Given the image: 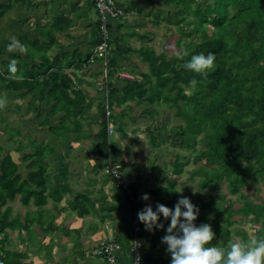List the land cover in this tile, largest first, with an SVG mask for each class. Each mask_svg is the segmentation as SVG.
Returning a JSON list of instances; mask_svg holds the SVG:
<instances>
[{
	"label": "trees",
	"instance_id": "trees-1",
	"mask_svg": "<svg viewBox=\"0 0 264 264\" xmlns=\"http://www.w3.org/2000/svg\"><path fill=\"white\" fill-rule=\"evenodd\" d=\"M16 1L18 0L7 3L0 1V18ZM158 1L172 6L173 10L166 13L160 9L158 14L152 12L149 15L154 16V22L158 25L161 24V19L176 25L179 34L178 53L181 49L188 53L183 59L178 53H167L166 48L158 52L153 42L147 44L146 39L152 41L150 31L146 34L132 32L110 40L108 91L101 89V96L98 98L88 99V93L83 88V83L87 82L86 74L80 72L71 76L70 71L61 69L58 59L64 54L55 56L53 61L49 58L48 62L42 60L41 68L20 81V85H16V80L7 79V88L16 90L26 87V95L33 94L32 105L40 112L39 103L48 91L49 100L56 102L53 112H64L57 127L48 124L50 132L58 136L66 133H77L83 137L93 135L94 131L88 133L80 118L88 114L93 104H96L97 130L91 150L100 156L101 167L110 162L118 165L120 171L122 165L119 164V140L127 137L126 127L133 120L129 113L136 107H142L144 116L153 121L152 125L145 127L150 133L153 150L168 139L180 149L162 165L168 170L163 175L166 185L158 186L153 191L161 203L174 208L178 199L183 196L177 189L179 177L192 165L191 171L189 170L191 177L199 176L202 188L210 191L206 195L199 193L198 200H191L199 208L195 224L211 225L215 233L213 244L221 240L223 246H227L230 241L238 238L243 241L252 239L248 231L238 225L240 220L237 216L242 215L250 224L260 226L253 238L264 236V198L255 200L243 191L248 185H258L264 181V0ZM192 24H195L194 29H187ZM208 24L213 26L211 32L208 31ZM97 25L99 29L100 21ZM137 35L144 42L136 49L142 62L134 61L130 65L131 72L136 74L134 79H123L119 74L121 67L119 60L113 55V49L119 50L121 59L129 60L127 54L135 49L127 44L126 39ZM195 36L198 41L193 40ZM40 52H44V49H40ZM209 52L215 53L216 60L215 70L207 77L183 67L192 55ZM92 54L90 52L80 57V60L69 61V66L74 64L75 70H84ZM115 77L122 82L121 87L116 86ZM192 79L198 81L194 87L189 83ZM107 101L110 107L128 109L119 114L123 118L122 123L114 121L119 133L117 139L108 136ZM161 111L164 114L169 112L167 120H170L172 113L180 121L168 129L165 121L162 129L174 135H164L167 138L158 140L152 127ZM1 122L5 124L3 130L9 135V139L16 142V137L21 132L6 123L4 118H1ZM26 145L32 148L24 157L28 161L26 174L19 171V164L12 153L8 152L3 156L0 147V264H34L33 260L28 259L37 252L36 248L44 246L30 225L36 217L31 219L28 214L26 222H22L19 216L13 214L11 202L17 198L24 206H30L33 202L43 219L38 223L44 233H47L53 226L55 216L51 218L44 215L45 205L51 197L62 199L63 194L60 192L67 190L62 181L54 184L52 175L47 171V158L52 153V146L32 138ZM26 145L22 143L21 148ZM152 169L155 170L156 166ZM223 184H226L231 195H240L237 199L241 205L236 206L232 199L225 205L228 193L221 192ZM117 185L120 193L119 198L116 197L118 205L112 206L120 210L129 206L133 213L137 211L142 197L138 184L132 182L130 186L117 181ZM130 191L134 193L132 198ZM83 196L77 197L72 208L77 210L78 204L84 205ZM253 202L258 211L253 209ZM79 213L85 214L83 211ZM251 215H254V220L250 219ZM132 216L131 214V219L123 222V228L116 238L122 249H131L133 245ZM17 230L19 242L29 241L23 246L17 245L16 236H13ZM47 248H50L49 245ZM47 256L54 260L51 249H48Z\"/></svg>",
	"mask_w": 264,
	"mask_h": 264
},
{
	"label": "crops",
	"instance_id": "crops-1",
	"mask_svg": "<svg viewBox=\"0 0 264 264\" xmlns=\"http://www.w3.org/2000/svg\"><path fill=\"white\" fill-rule=\"evenodd\" d=\"M0 1L7 3L10 0ZM116 2L125 10V15L112 21V38H119L132 32L146 34L150 31L152 41L146 39L145 42L147 44L153 42L155 45L157 40L153 39L155 36L153 30L160 27L161 24L158 25L157 22H154V16L149 14L152 12L158 14L160 9L164 11V6H160V4H165L158 0H116ZM154 7L156 8L154 9ZM168 7H171L168 11L173 10L172 6ZM98 21L94 0H18L0 18V98L7 99V106L0 110V115L6 123L21 132V135L16 137V142H13L3 128L1 129L0 140L6 138V143L9 144L7 146L5 143L0 144L3 156L8 152L12 153L10 143H16V161L19 164V171L26 174L28 161H25L24 157L32 151V148L26 145L30 139H37L39 142L51 145L53 150L47 158V171L52 175L54 184L62 181V184L67 187L66 191L60 192L63 194L62 199L56 200L51 197L45 205L44 215L51 216V218L55 216L53 226L47 233H44L38 223L43 219L40 216V210H37V206L33 202L30 206H26L25 213L16 212V216H19L24 223L28 214L31 219L36 217L34 222H30V225L44 246L40 249L36 248L37 252H34L28 259L33 260L34 264H106L105 259L98 255L96 250L103 243L116 240L123 228V222L128 218L131 219L133 213L132 207L129 206H125L121 210L112 206L113 204L118 205L116 198L120 194L118 185L108 173L104 172L105 167L99 165L100 156L95 155L91 150L97 130L98 109L96 104H93L89 113L84 115V128L88 133H91V130L94 131L93 135L83 137L78 136L77 133H66L58 136L50 132L48 124L57 127L61 123L64 112H53L56 102L49 100L48 91L41 103L39 100H35L40 104V112L35 110V106L32 105L33 94L26 95V87L16 88V90L7 88L10 60L18 61V75H22L23 79L16 80V85H20L22 83L20 81L41 68L42 60L48 62L47 58H49L50 61H53L55 56L64 54L61 59H58L61 62V69L70 71L71 76L78 75L80 72L86 74L87 82L84 81L83 88L88 93V99L101 96L102 90L100 89V95H96L97 86L94 87L98 75L101 76L99 62H93L81 71L75 70L74 64L69 66V61L80 60V57L93 52L99 43L101 37ZM12 36L17 37L21 43H25L28 49L26 53H9L6 50V46L10 42L9 38ZM126 41L130 47L133 46L135 49L127 54L130 59L128 58L127 61L121 59L120 52L116 48L113 49V55L119 60L120 71L126 68L132 73L130 68L132 62H142L136 49L144 42L139 35L131 36ZM40 49H44V52H40ZM114 79L115 84L119 83L120 86L119 84L118 86L121 87L120 79L116 77ZM127 111L128 109H124L122 113ZM129 115L132 117V112ZM14 116H16V121L13 120ZM0 124L2 127L5 126L1 119ZM32 125L43 128L45 136L41 138L34 135L30 129ZM18 138L19 140H17ZM22 143L26 146L21 148ZM12 155L14 156L13 153ZM141 195L143 194L141 193ZM78 196H83L85 201H83V206L79 202V208L76 210L72 208V205ZM16 201L22 204L19 198ZM157 203H161V201L155 196L154 201L145 202L143 206L140 204L139 209L141 211L146 204H151L155 210ZM86 204L87 206H85ZM80 211L85 214H80ZM160 222L165 225V230L148 231L145 230L143 224L140 234L144 245L143 264H170L171 256L166 251L167 245L161 243V238L166 234L170 220H164L161 215ZM17 236L18 230L16 231L17 245L23 246L24 243L29 242H19ZM48 245L50 248H47ZM48 249H51L54 260L48 258ZM119 258L123 264H131L130 249L121 248Z\"/></svg>",
	"mask_w": 264,
	"mask_h": 264
},
{
	"label": "rangeland",
	"instance_id": "rangeland-1",
	"mask_svg": "<svg viewBox=\"0 0 264 264\" xmlns=\"http://www.w3.org/2000/svg\"><path fill=\"white\" fill-rule=\"evenodd\" d=\"M160 6H164V11L168 13V9L171 7H168L166 5L160 4ZM156 7H154L155 9ZM153 9V10H154ZM168 25V26H167ZM195 24L189 25L187 29H194ZM4 27V24H2ZM208 31L211 32L213 29L212 25H207ZM153 33H155L154 39L157 40L156 42V49L158 52L162 51L164 48H166L168 51L167 53H170L172 55H175L178 53L179 47L177 46V41L179 39V34L176 30V25L174 23H168L165 20L161 21V25L158 28H154ZM157 29V30H156ZM194 41H198L199 39L195 36L193 39ZM87 68V67H86ZM89 71V70H88ZM133 74V73H131ZM134 75V74H133ZM98 82V84H97ZM101 76L98 75L95 86H97L96 95H100L101 90L103 89L101 84ZM119 84V83H118ZM118 84L116 86H118ZM120 86V84H119ZM95 93V92H94ZM141 106V105H140ZM164 107V106H163ZM163 107H161L163 109ZM110 115L112 117V120L116 121L117 123H122L123 118H120V115L124 109H121L119 107H111ZM166 108V107H164ZM171 114L170 120H167V115H169V112L164 114V111H161L159 115H157L156 119L154 120V125L152 127L153 132L156 134L158 140H162L164 137L172 136L174 134H170L167 131H164L162 129L163 123L167 122V129L172 127L175 123H178L180 120H177L173 117V114ZM14 115V114H13ZM143 108H134L132 110V121L128 123L127 125V137L123 138L121 141V151H120V159L119 164L121 168V181L125 184H132V182H137L140 189L139 192L142 194H148L150 199L148 201L141 200V205L143 206L145 202L149 203L150 200H155V195L153 194V191L156 187L161 185H166V182L163 179V175L165 173H168V170L162 167V165L170 159H172L173 155L176 151H180V149L173 145L171 140H165L163 141L160 146L153 150V145L151 143V136L148 131L145 130L146 126L152 125L153 121H150L149 118L144 116ZM2 115H0L1 119ZM13 119L16 121V116ZM81 121L84 123V116H81ZM5 120V119H4ZM2 125L0 124V133L2 129ZM34 135L39 136L43 138L45 136V131L43 128L39 126L32 125L30 128ZM118 131L115 129L113 132V135L111 136L112 139L118 138ZM166 135V136H164ZM7 137V136H6ZM166 137V138H167ZM5 143L6 146L9 145L6 143V138L4 140H0V144ZM10 148L12 149V153L14 154L16 158V143L11 142ZM184 153L186 152L183 151ZM55 165V163H54ZM156 166V169L153 170L152 167ZM190 169H192V165L187 167V170L179 177V182L177 185V189L182 193L184 197L190 198V200H198L197 195L199 193L207 194L210 193L207 189L202 188V183L200 182V177L195 176L191 177L190 175ZM106 168L104 172H106ZM190 170V171H189ZM165 171V172H164ZM112 176L111 172H109ZM109 175V176H110ZM112 179V178H111ZM113 180L117 183V179L113 176ZM131 186V185H130ZM244 192L248 193L251 197H253L255 200L259 198H264V181H261L258 185L251 184L243 188ZM228 193L227 200L225 199V205L229 203V199H232L236 202V206L241 205V202H238L239 199H237L240 195H231L229 192V189L227 188L226 184H223L221 192ZM218 193V191H216ZM134 194V193H133ZM253 202L252 206L255 211H258V207L254 205ZM11 207L13 208V214H16V212L25 213L26 206L20 204L18 201L11 202ZM140 209L137 210L139 212ZM133 215V213H132ZM238 220H240V223L238 224L239 227L242 229H246L250 235L251 238L255 237L257 235L258 231L260 230V226L258 224H250V222L242 215L237 216ZM251 220H254V215L250 216ZM13 236H16V232L13 233ZM238 240H243L242 238H238ZM219 244L223 245V242L221 240L218 241Z\"/></svg>",
	"mask_w": 264,
	"mask_h": 264
},
{
	"label": "clouds",
	"instance_id": "clouds-1",
	"mask_svg": "<svg viewBox=\"0 0 264 264\" xmlns=\"http://www.w3.org/2000/svg\"><path fill=\"white\" fill-rule=\"evenodd\" d=\"M6 46L9 53L27 52V46L12 36ZM187 51L181 49L178 56L183 59ZM215 53H199L191 56L183 67L191 72L207 77L215 70ZM18 61L12 59L8 64L9 78L22 80L23 76L18 75ZM191 86H196L198 81H189ZM7 99L0 98V110L6 108ZM142 200L150 199L148 194L142 195ZM161 215L164 220H170L166 228V234L161 238V243L167 245V253L171 256L170 264H264V236L252 238L247 241L233 240L227 246L219 243L213 244L215 233L208 223H201L199 226L195 221L199 215V208L194 205L190 198L178 199L174 208L157 203L155 210L151 204L138 212V219L144 224L145 230H165V225L160 222Z\"/></svg>",
	"mask_w": 264,
	"mask_h": 264
},
{
	"label": "built area",
	"instance_id": "built-area-1",
	"mask_svg": "<svg viewBox=\"0 0 264 264\" xmlns=\"http://www.w3.org/2000/svg\"><path fill=\"white\" fill-rule=\"evenodd\" d=\"M94 6L98 13L100 25H99V33H100V41L96 45L93 50V54L89 60V64L93 62H99L101 65V86L103 89L107 88L108 84V75L110 71L109 67V57L110 53V40L111 36V24L113 20L121 18L125 15V10L116 2V0H94ZM85 65V68L89 65ZM120 76L123 79H134V75L131 74L126 68L120 71ZM100 82V83H101ZM107 95V92H106ZM109 101H107V112L106 116L108 118V136L112 139L113 132L116 128L114 124V120L110 115L111 107L109 106ZM106 171L111 172L112 176H114L120 183H124L121 181V171L119 170L118 165H113L110 162L105 166ZM131 193V198L133 197V193ZM132 227L134 231V240L133 245L130 249L131 254V264H143V242L140 238V234L142 232V223L138 219V212L134 211L132 216ZM121 249V244L116 240H109L98 247L96 253L102 256L105 259L106 264H123L119 258V251Z\"/></svg>",
	"mask_w": 264,
	"mask_h": 264
},
{
	"label": "bare ground",
	"instance_id": "bare-ground-1",
	"mask_svg": "<svg viewBox=\"0 0 264 264\" xmlns=\"http://www.w3.org/2000/svg\"><path fill=\"white\" fill-rule=\"evenodd\" d=\"M42 81V80H41Z\"/></svg>",
	"mask_w": 264,
	"mask_h": 264
}]
</instances>
